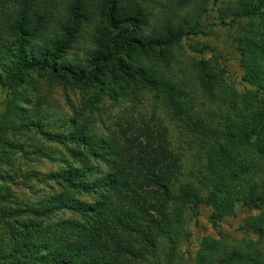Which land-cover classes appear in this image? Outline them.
<instances>
[{
    "label": "trees",
    "instance_id": "16d2710c",
    "mask_svg": "<svg viewBox=\"0 0 264 264\" xmlns=\"http://www.w3.org/2000/svg\"><path fill=\"white\" fill-rule=\"evenodd\" d=\"M208 2L0 0V264H185L177 251L187 221L202 204L220 221L237 203L258 211L242 226L256 239L206 235L193 264H264V0H230L219 10L254 90L236 92L224 67L202 57L190 58L188 76L166 72L179 62L181 40L200 32ZM158 3L163 14L152 24ZM85 34L91 46L77 60L70 53ZM34 75L114 101L153 89L196 140L200 186L181 179L180 155L148 129L126 137L139 129L128 121L101 133L51 110ZM197 93L214 104L206 119L195 110ZM17 156L55 168L21 170ZM37 182L50 190L15 194L19 185L36 193Z\"/></svg>",
    "mask_w": 264,
    "mask_h": 264
},
{
    "label": "rangeland",
    "instance_id": "374dc122",
    "mask_svg": "<svg viewBox=\"0 0 264 264\" xmlns=\"http://www.w3.org/2000/svg\"><path fill=\"white\" fill-rule=\"evenodd\" d=\"M157 1L162 2L163 0ZM229 1L209 0L206 13L199 19L198 29L200 32L195 35H186L181 40L176 50L179 62L176 63L171 72L166 71L168 75H175L173 78L188 76L190 58L202 57L224 67V81L236 92L245 93L247 89L254 90L242 79L243 70L240 65V55L234 40L235 29L227 23L229 19L224 23L219 17V10ZM55 11L58 13V9L53 10L54 13ZM153 14L151 23L156 24L157 19L163 14L162 3L153 5ZM90 46L89 37L85 34L83 38L78 40L70 56L77 60H84V52ZM181 71L184 73L181 74ZM34 78L39 91L50 98L53 104L51 110H55L59 114L76 116L80 121L85 122L91 130L94 129L101 133H107L108 130L117 131L120 127L116 124L126 126L128 121H132L139 129L128 128L126 137H134L142 134L141 132L144 133V129H148L154 137L152 140L154 143L160 140L169 150L180 155L181 179L200 186L198 181L200 161L197 156L196 140L181 130L171 119L165 103L156 96L153 89L142 88L135 94L121 96L118 97L117 101H114L110 96L99 91L97 93L101 95L96 97L94 89L88 87H78L69 82L53 81L35 75ZM3 95L4 90L0 86V111L3 108ZM198 96L199 98L194 101L195 110L199 116L206 119L210 112L214 111V104H210L209 100L199 93L195 94V97ZM140 139L144 141L146 138L141 135ZM16 163L21 165V170L32 167L35 170L47 172L55 168L54 164L45 159L28 161L25 165L23 159L17 156ZM30 182L33 183L34 181L31 180ZM13 189L16 195L23 198L43 196L50 190L49 184L44 185L38 182L34 187L37 189L36 193L23 185L14 186ZM80 197L90 199L91 195H80ZM211 210L210 206L202 204L195 216L187 221L189 234L179 243L177 251V259L181 262L185 264L194 263L200 241L206 235L219 237L220 232H223L230 235V239L243 237L256 239V235L245 232L242 226L244 218L249 214H256L257 210L248 209L237 203L234 213L225 216L220 221L211 219Z\"/></svg>",
    "mask_w": 264,
    "mask_h": 264
}]
</instances>
